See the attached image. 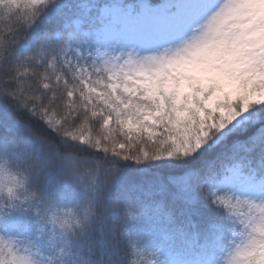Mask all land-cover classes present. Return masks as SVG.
<instances>
[{
  "label": "snow or ice",
  "instance_id": "obj_1",
  "mask_svg": "<svg viewBox=\"0 0 264 264\" xmlns=\"http://www.w3.org/2000/svg\"><path fill=\"white\" fill-rule=\"evenodd\" d=\"M97 155L84 215L117 264H264V0H0V175Z\"/></svg>",
  "mask_w": 264,
  "mask_h": 264
},
{
  "label": "trees",
  "instance_id": "obj_2",
  "mask_svg": "<svg viewBox=\"0 0 264 264\" xmlns=\"http://www.w3.org/2000/svg\"><path fill=\"white\" fill-rule=\"evenodd\" d=\"M95 158L102 159L99 155ZM131 171L128 170L129 173ZM31 186L40 190L43 197L51 200L57 207L76 205L82 199L80 187L72 181L68 168L59 161L54 164L50 173L48 170L42 171L31 182ZM137 195L142 200L145 199L143 194ZM122 199L118 186H114L111 203L119 204ZM116 222L119 223V217H116ZM151 224L152 221L145 217L138 226V232H147ZM0 238L28 246L47 264H117L121 250L127 247L125 241H121L119 247H113L109 237L95 223L82 235L65 234L47 215L38 214L32 207L24 204L0 214ZM173 250L180 261L215 259L221 252L220 248L209 249L205 256L200 245L188 249L181 239L173 242Z\"/></svg>",
  "mask_w": 264,
  "mask_h": 264
},
{
  "label": "clouds",
  "instance_id": "obj_3",
  "mask_svg": "<svg viewBox=\"0 0 264 264\" xmlns=\"http://www.w3.org/2000/svg\"><path fill=\"white\" fill-rule=\"evenodd\" d=\"M97 166L103 168V160H81L74 166H68V173L72 181L76 183L82 192V199L76 205L57 207L51 200H46L40 190L31 186V183L19 185L12 182L6 175H0V214L14 209L19 204L30 206L42 215H47L51 222L63 233L68 235H82L93 226L92 218H85L84 210L88 207L92 198L97 195L94 192L90 172ZM10 172L19 175L20 169L0 159V173ZM55 217V222L53 218ZM0 252L5 255L6 264H47L37 257L34 250L14 240L0 239ZM128 264H165L158 249L137 244L128 256Z\"/></svg>",
  "mask_w": 264,
  "mask_h": 264
}]
</instances>
